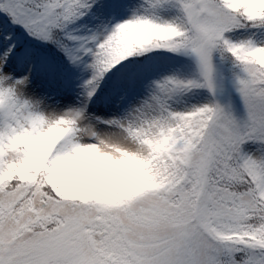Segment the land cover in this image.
Wrapping results in <instances>:
<instances>
[{"label":"snow or ice","instance_id":"1","mask_svg":"<svg viewBox=\"0 0 264 264\" xmlns=\"http://www.w3.org/2000/svg\"><path fill=\"white\" fill-rule=\"evenodd\" d=\"M0 264H264V0H0Z\"/></svg>","mask_w":264,"mask_h":264}]
</instances>
